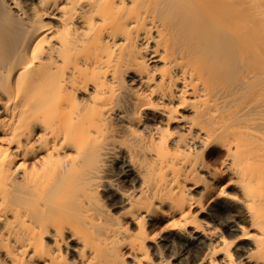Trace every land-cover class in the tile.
<instances>
[{
  "label": "bare ground",
  "instance_id": "1",
  "mask_svg": "<svg viewBox=\"0 0 264 264\" xmlns=\"http://www.w3.org/2000/svg\"><path fill=\"white\" fill-rule=\"evenodd\" d=\"M0 264H264V0H0Z\"/></svg>",
  "mask_w": 264,
  "mask_h": 264
}]
</instances>
